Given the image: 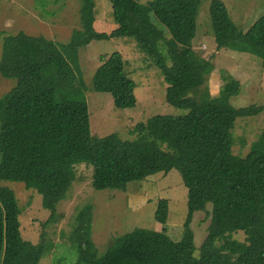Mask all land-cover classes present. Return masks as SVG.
<instances>
[{
    "label": "trees",
    "instance_id": "1",
    "mask_svg": "<svg viewBox=\"0 0 264 264\" xmlns=\"http://www.w3.org/2000/svg\"><path fill=\"white\" fill-rule=\"evenodd\" d=\"M80 1V27L64 44L23 31L2 38L0 75L15 82L0 94V180L22 182L42 196V207L49 212L43 228L58 220L57 204L72 181L82 179L76 165H91L94 189H124L130 181L159 172L166 149L174 159L163 170L174 167L187 187L181 239L172 240L165 228L136 227L100 250L91 235L93 205L86 204L62 234L75 252L71 264H264V129L246 153L236 154L232 146L236 119L255 116L264 105H232L240 82L224 71L220 89L210 92L208 77L215 65L193 47L201 0H109L116 23L109 33L94 28V0ZM209 16L218 50L250 52L264 67V12L245 31L222 0L210 1ZM153 17L170 34L164 39L165 54L161 33L150 31ZM114 36L135 38L160 68L166 102L185 110L152 115L132 130L160 142L162 150L116 133L98 136L90 131L78 49ZM99 60L93 89L110 93L117 108L134 106L135 83L125 72L121 53L102 54ZM198 210H205L211 221L195 255L190 221ZM20 213L13 189L1 185L0 264H38L48 250L44 234L36 243L23 238ZM154 216L166 222L167 199L158 200ZM237 230L244 232V240L231 237Z\"/></svg>",
    "mask_w": 264,
    "mask_h": 264
},
{
    "label": "rangeland",
    "instance_id": "2",
    "mask_svg": "<svg viewBox=\"0 0 264 264\" xmlns=\"http://www.w3.org/2000/svg\"><path fill=\"white\" fill-rule=\"evenodd\" d=\"M211 0H201L193 47L200 48L203 56L210 57L215 65L208 77L210 92L216 94L222 84L221 72L231 74L240 82V92L230 98L234 106L264 105V67L260 58L250 52L218 50L212 34L209 16ZM238 28L245 31L263 12L264 0H222ZM80 0H0V52L2 38L7 32L23 31L30 35H42L64 44L70 40L74 29L80 27ZM94 28L100 32H111L116 23L109 0H94ZM150 31L161 33L159 40L165 54V40L170 37L167 29L155 17L151 20ZM165 39V40H164ZM115 51L124 59L125 72L135 83L136 104L127 108H117L112 95L93 89L92 75L100 63V55ZM79 65L86 86L90 131L98 136L116 133L121 138L134 143L157 146L160 142L132 131L141 121L155 114L180 115L185 110L166 102V83L160 68L152 56L143 52L135 38L114 36L94 40L79 47ZM167 63L169 60L167 59ZM15 80L0 75V94L8 91ZM232 130L233 152L244 154L250 144L257 140L264 129V111L251 117H238ZM160 155V171L142 180L130 181L124 189H101L91 186V165H76L82 179L72 181L65 196L56 206L60 215L56 222L41 227L49 212L42 207V196L33 188H26L22 182L0 180V186H7L15 192L21 209L20 230L23 238L36 243L41 235L48 238V250L38 264H71L75 252L63 238L74 224L77 211L86 204L93 205L91 235L100 250H105L116 237L142 227L161 231L165 228L169 237L177 241L183 235L187 215V187L179 172L173 167L168 172L163 169L173 161L169 153ZM167 199L168 216L165 223L155 219L158 200ZM211 209V203L206 204ZM211 218L205 210L195 211L190 221L194 236V254L205 239ZM42 231H44L42 233ZM237 240H244V232L237 230L231 234Z\"/></svg>",
    "mask_w": 264,
    "mask_h": 264
}]
</instances>
